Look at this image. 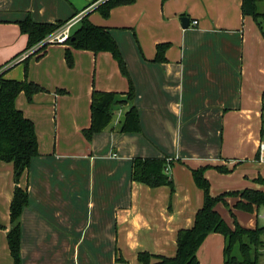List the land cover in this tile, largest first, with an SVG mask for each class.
I'll return each instance as SVG.
<instances>
[{
    "label": "crops",
    "instance_id": "crops-1",
    "mask_svg": "<svg viewBox=\"0 0 264 264\" xmlns=\"http://www.w3.org/2000/svg\"><path fill=\"white\" fill-rule=\"evenodd\" d=\"M93 1L0 0V20L18 29V21L26 16L36 22L66 20L99 0ZM241 4L242 0H134L113 7L107 17L96 9L85 14L91 23L106 27L120 49L135 88L140 132L120 130L131 106L126 102L114 106L109 124L90 141L82 134L90 124L93 89H128L107 51H74L72 73L79 72V59L86 58L95 64L93 80L91 70L68 84L59 79L50 90L41 81L28 80L43 88L32 98L35 102L43 93L44 100L33 106L51 117L38 122L30 113L32 107L23 106L20 94L16 97V107L34 123L39 152L20 179L28 191V205L20 217L21 264H114V248L120 259L136 258L140 251L173 256L177 231L192 226L202 204V190L191 175L200 165L229 169L205 171L213 196L264 189L253 182L264 178L258 154L264 39L252 17L242 13ZM182 17L189 19L186 28ZM21 35L26 40L16 49L26 45L27 37ZM160 43L167 48L164 61L157 62ZM48 46L40 59L30 58L47 59ZM4 76L16 80L7 72ZM138 156L172 159L171 195L167 186L151 188L131 180L132 159ZM12 176V165L0 161V224L5 227L0 229V264H12L6 241ZM237 200L227 197L215 206L229 226L234 220L248 229L264 226L257 221L261 207L240 210L234 208ZM223 245L221 234H209L197 253L200 264H222Z\"/></svg>",
    "mask_w": 264,
    "mask_h": 264
},
{
    "label": "trees",
    "instance_id": "trees-1",
    "mask_svg": "<svg viewBox=\"0 0 264 264\" xmlns=\"http://www.w3.org/2000/svg\"><path fill=\"white\" fill-rule=\"evenodd\" d=\"M133 1L103 0L94 9L98 10L103 17H107L113 7L130 4ZM263 1L242 0L241 10L244 15H250L256 22L264 39V30L259 23V19L264 18V10L258 9V5ZM87 15L83 16L71 35L63 42L67 45L64 49V59L67 65L72 67L74 64L72 49L88 50L93 53L107 51L116 61L120 73L127 79L128 89L124 93L93 89L90 98V124L82 130V134L90 141L94 133L101 132L109 124L114 106L123 105L126 102H130L131 106L125 113L120 130L121 132H140L138 111L134 105L135 88L120 49L109 30L104 26L91 23ZM65 21L67 20L36 22L29 16L18 21L19 30L26 35L27 42L25 48L12 60L35 46L37 48L21 62L27 67L31 56L40 59L50 44L44 43L43 40ZM166 48L167 44L164 43L156 45L154 61H164L163 55ZM12 60L0 66V161L10 163L13 169V192L9 203V226L6 231V241L12 264H21L20 217L22 209L28 205V191L26 185H20V179L26 173L32 157L37 156L39 152L34 123L16 107L15 100L20 93H24L30 101L32 96L42 91L43 88L27 79L6 78L4 75L10 68L9 64ZM120 96H125V98H120ZM263 136L264 91L261 94L260 126V137L263 139ZM171 164L172 159L166 156L134 157L131 163V180L141 182L151 188L167 186L171 195L174 190L172 178L168 173ZM209 168L219 173L229 172V169L223 165L206 164L191 169L192 179L195 185L202 190L203 199L201 206L195 212L192 226L177 231L175 254L163 256L140 251L136 255L138 264H200L198 250L211 233H219L223 236L222 264H260L261 249L264 247V226L256 225L253 229H248L234 220L231 227L216 211L215 206L219 202H225L227 197H237L234 208L247 212H251L254 208L264 209V189L244 188L213 196L210 193V183L204 175ZM254 181L264 186V178L258 177ZM4 228L0 224V229Z\"/></svg>",
    "mask_w": 264,
    "mask_h": 264
},
{
    "label": "rangeland",
    "instance_id": "rangeland-1",
    "mask_svg": "<svg viewBox=\"0 0 264 264\" xmlns=\"http://www.w3.org/2000/svg\"><path fill=\"white\" fill-rule=\"evenodd\" d=\"M258 9L261 11L264 10V1L258 5ZM95 13L99 14V11L97 10ZM259 23L261 25V28L264 30V18L259 19ZM75 28L76 26L73 29ZM73 29L71 30V33ZM23 39L25 42L26 39L24 38L23 35H21L17 26L11 23H7V21L5 20H0V66L12 60L13 56L17 52L18 53L21 52L20 50L23 47H21L20 49H16V47ZM61 46H62L61 44H50L48 46L47 59L45 60L41 59L42 61L41 60L36 61L32 57L29 59L27 67L24 65V63L21 62L22 59L17 58L15 60H12L10 62L11 64H9L10 68L7 69V76L11 78H16V80L33 79V80L41 81L42 83L41 85L45 86L47 90H50L53 87L54 82H56L59 79H61L59 83L68 84V82L75 80L77 77H79L81 74H84L88 70H91L90 75H91V79L93 80L94 79L93 70H95V64L89 62V60L86 58L79 59V62H78L79 66L77 68L79 72L75 74L72 73V70L76 67L75 56H74L75 49L71 50L75 65L73 67H69L65 59L63 58L64 50H63V47ZM61 49H62V54L58 55V51H61ZM110 57L114 61L112 55ZM60 60H62V62H60ZM30 76H32L33 78H30ZM96 77H97V82L99 83L101 74L99 73L95 75V82H96ZM59 87H64L66 90H68L66 86H59ZM42 94L38 100H35V102L33 98L29 101L26 98L24 93H20V95L18 96L19 99H21L23 106L32 107L33 112H30V113L36 118L38 122L44 121L46 117L50 116L49 113L45 115V113L38 111L37 108L33 106L34 104L39 103V101L44 100V98L42 97ZM46 95L48 94L46 93ZM263 140H264V136H263ZM253 182L256 183L254 180ZM263 214H264V209L260 208L258 212V216H259L257 220L258 224H262V225L264 224V219L260 218L261 215ZM247 219L254 220L255 218L250 215H247ZM115 251L116 249L114 248L113 250L114 264H136L137 263V259L134 257H128V256L121 255L123 259H120L121 257L119 253ZM261 253H262V257L260 258L259 262L260 264H263L264 263V247L261 249Z\"/></svg>",
    "mask_w": 264,
    "mask_h": 264
},
{
    "label": "built area",
    "instance_id": "built-area-1",
    "mask_svg": "<svg viewBox=\"0 0 264 264\" xmlns=\"http://www.w3.org/2000/svg\"><path fill=\"white\" fill-rule=\"evenodd\" d=\"M103 0H99L93 4H91L88 8H86L83 11H80L73 15L71 18H69L65 23H63L55 32L49 34L46 36V38L43 40L45 43H63L70 35L71 30L80 22V20L83 18V16L86 14L87 11L90 9H93L97 6L99 2ZM193 25L197 24V20L192 21ZM37 46L33 47L32 49L22 53L18 58L24 59L27 55H29L31 52H33ZM258 154H259V160L264 162V140L261 139L258 143Z\"/></svg>",
    "mask_w": 264,
    "mask_h": 264
},
{
    "label": "water",
    "instance_id": "water-1",
    "mask_svg": "<svg viewBox=\"0 0 264 264\" xmlns=\"http://www.w3.org/2000/svg\"><path fill=\"white\" fill-rule=\"evenodd\" d=\"M180 23L183 28H186L189 26V19L187 17H182Z\"/></svg>",
    "mask_w": 264,
    "mask_h": 264
}]
</instances>
